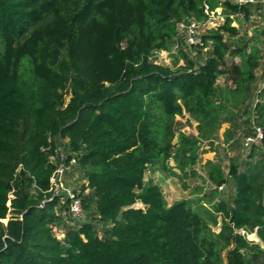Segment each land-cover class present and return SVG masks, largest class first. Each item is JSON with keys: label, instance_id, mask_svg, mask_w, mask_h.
Here are the masks:
<instances>
[{"label": "trees", "instance_id": "trees-1", "mask_svg": "<svg viewBox=\"0 0 264 264\" xmlns=\"http://www.w3.org/2000/svg\"><path fill=\"white\" fill-rule=\"evenodd\" d=\"M205 3L210 14H226L205 35L212 44L205 60L197 63L180 49L185 65L156 63V51L177 45L179 22L208 18ZM252 5L0 0V264H264V248L236 231L257 229L264 241V141L244 168L236 159L228 173L214 160L205 163L215 188L203 198L213 199L229 179L235 194L202 212L188 199L169 204L158 184L145 181L149 169L192 168L201 141L224 122L238 127L231 101L239 118L252 111L264 125V92L254 106L249 102L264 56L224 35L238 34L229 15L249 18ZM229 55L241 62L228 68ZM225 73L235 87H219ZM184 111L198 122V134L177 129ZM60 137L68 139L67 175L81 174L80 190L74 188L81 220L69 215L68 200L49 191L56 168L49 155ZM232 244L225 262L222 249Z\"/></svg>", "mask_w": 264, "mask_h": 264}, {"label": "rangeland", "instance_id": "rangeland-1", "mask_svg": "<svg viewBox=\"0 0 264 264\" xmlns=\"http://www.w3.org/2000/svg\"><path fill=\"white\" fill-rule=\"evenodd\" d=\"M250 10L249 18H245L241 14H230L229 16L233 19V25L238 28V34L228 35L225 33L224 35L225 38L229 39L234 45H245L247 52H250L252 48L256 47L260 49L261 55L264 56V2L253 4ZM209 19L210 21L204 29L205 34H210L211 31L218 30L219 27L224 24L226 14L212 15ZM180 49L183 50V54L189 59L201 63L208 56L209 51L212 49V44L211 42H208L206 49H190L185 44L183 35H180L177 45H174L171 50H165L161 51L159 54H153V59L159 64L169 65L174 69H177L178 67L185 65L186 62ZM233 61L240 63L241 57L229 55L227 57L228 68ZM255 74L257 79L254 96L249 100L253 106L258 98L256 92L261 81L264 79V59H261V64L256 68ZM217 83L222 89H231L235 87L229 73L221 75ZM70 97L71 94L68 93L65 98L66 103L69 102ZM229 108L234 114H236L234 121H237L238 127L232 128L230 127V122H224L218 128L213 138L201 141L199 149L200 158L195 166L192 168L188 167L185 172L180 171L175 167L174 171L176 174L171 171L165 172L160 169H149L146 172L145 181L148 182L149 180H152L154 183L158 184L162 188L169 204L178 200L188 199L192 201L194 208L202 212L204 210L203 207H212V205L219 200H230L234 196L235 185L233 181L229 179L223 189L218 188L217 195L213 199L210 197L203 198L205 192L210 194L215 188L212 182L208 179L204 167L208 160H214L220 163L225 172L228 173L231 159H236V161L240 163V167L244 168V161L248 158L250 153V149H245L243 147V138L248 131L251 130V126L248 127V125H252L251 118L254 113L251 111L250 115L241 116V118H239L242 111L234 106V102L231 101L229 103ZM257 116V114L254 115L255 118ZM247 118H250V123H244ZM176 120L179 121L177 129L187 134H198V122L191 117L188 112L184 111L181 115H177ZM176 141L177 135L174 138V142ZM260 157L261 156L256 155L254 159H259ZM170 165L175 166V161L173 159L170 160ZM66 182L68 183L67 185L72 188H77L79 191L82 182L80 172L76 171L73 174H68L66 176ZM10 216L11 214L2 221L6 223ZM218 221V224L213 226L215 232H219L221 229V216H219ZM54 231L58 237H63L61 228L54 226ZM236 231L244 234L249 241L259 243L262 248H264V241L258 236L257 229L253 232H248L244 229H237ZM233 247L234 244L222 249V255L225 262L228 261L230 251Z\"/></svg>", "mask_w": 264, "mask_h": 264}, {"label": "built area", "instance_id": "built-area-1", "mask_svg": "<svg viewBox=\"0 0 264 264\" xmlns=\"http://www.w3.org/2000/svg\"><path fill=\"white\" fill-rule=\"evenodd\" d=\"M228 1L230 3L237 5L257 4L264 2V0H228ZM205 11L209 15L208 18L205 20L189 18L186 20H182L178 24L179 36L183 35L185 44L190 49L207 48V43L205 41L206 34L204 33V29L207 23L210 21L209 18H211V16L213 15L210 14V5L207 3H205ZM239 14L241 13H236V15ZM161 51H165V50L156 51L154 54H159ZM262 92H264V79L261 81V84L256 92V96H258L257 101L259 100V94ZM251 122H252L251 132L247 133L243 138V147L245 149H250V150L254 147L261 146L264 141V125L258 124L256 122L254 114L251 118ZM60 141L62 144L56 147L54 152L49 155L50 160L54 162L56 165V168L50 178L49 191L52 193V197L61 196L63 201L68 200L69 215L72 217V219L81 220L85 217L82 198L79 196L78 192H76L74 188L67 185L68 183L66 182L67 171L70 169V165L67 163V153L65 149L68 139L60 137ZM74 162L75 160H72V163ZM223 187L224 184H222L218 188L223 189ZM133 206L144 208V204L141 202H136Z\"/></svg>", "mask_w": 264, "mask_h": 264}]
</instances>
